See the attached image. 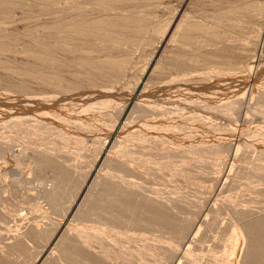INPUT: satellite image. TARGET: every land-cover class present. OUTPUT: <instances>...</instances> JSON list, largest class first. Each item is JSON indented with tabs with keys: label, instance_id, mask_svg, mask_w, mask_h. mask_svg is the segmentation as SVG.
<instances>
[{
	"label": "rangeland",
	"instance_id": "374dc122",
	"mask_svg": "<svg viewBox=\"0 0 264 264\" xmlns=\"http://www.w3.org/2000/svg\"><path fill=\"white\" fill-rule=\"evenodd\" d=\"M97 1L0 0V264H264V0Z\"/></svg>",
	"mask_w": 264,
	"mask_h": 264
},
{
	"label": "bare ground",
	"instance_id": "6f19581e",
	"mask_svg": "<svg viewBox=\"0 0 264 264\" xmlns=\"http://www.w3.org/2000/svg\"><path fill=\"white\" fill-rule=\"evenodd\" d=\"M88 1H90V0H88ZM101 1H103V0H101ZM101 1H97V3L100 2V3H98V4L100 5V4H101ZM105 1H107V0H105ZM105 1H104V2H105ZM118 1H119V0H118ZM104 2H103V4H104ZM109 2H110V1H109ZM110 3H111V2H110ZM254 3H255V2H254ZM92 4H93V3H92ZM103 4H102L101 6H103ZM105 4H106V3H105ZM253 5H254V4H253ZM258 5H259V4H258ZM260 5H261V4H260ZM101 6H100V7H101ZM104 6H105V5H104ZM255 6H256V5H255ZM97 7H98V5H97ZM105 7H107V6H105ZM81 8H82V7H81ZM108 8H109V7H108ZM254 8H255V7H254ZM86 9H87V8H86ZM100 9H101V8H100ZM260 9H261V8H260ZM257 10H258V9H257ZM92 12H93V11H92ZM260 12H262V11H260ZM81 13H82V12H81ZM100 14H101V13H100ZM100 14H99V15H100ZM102 15H103V14H102ZM257 15H258V14H257ZM260 15H261V14H260ZM86 18H87V17H86ZM101 20H102V19H101ZM101 20L99 21V23L101 22ZM96 21H97V20H96ZM96 21L93 22L95 27L93 26V23H92V26L95 28L96 31H98V29L100 30L99 26H101V27L104 29V28L107 26V24H109V25L112 24L109 20L107 21L108 23L106 22V20H105V21L103 20V21H104V25H103L102 22H101L100 25H99V24H97L98 22H96ZM111 21H112V20H111ZM76 22H77V21H76ZM87 22H88V21H87ZM105 22H106V25H105ZM79 23H80V22H79ZM83 23H84V24H82V22H81L80 24H82V25L84 26V28H83V26H81V25H80V26L73 25V27L76 26V27H74V28H75V34H76V32H77V33L79 32V33L81 34V32L86 28V26H85L86 23H85V22H83ZM95 23H96L97 25H95ZM101 24H102L104 27H103ZM114 25H115V24H114ZM68 26H70V25H68ZM88 26H89V25H88ZM88 26H87V28H88ZM90 26H91V25H90ZM90 26H89V27H90ZM93 27H92V31L94 30ZM58 28H59V27H58ZM71 28H72V26H71ZM74 28H73V29H74ZM87 28H86V29H87ZM97 28H98V29H97ZM68 29H69V28H68ZM73 29H71V31H72ZM88 29H89V28H88ZM88 29H87V30H88ZM95 30H94V31H95ZM161 30L163 31V29H161ZM161 30H160V32H162ZM51 31H52V30H51ZM90 31H91V30H90ZM94 31H93V32H94ZM64 32H66V31H64ZM69 32H70V31H68V35H69V36H68L67 39H69V40H71V39H75V40H76V43H77L78 40H80V39L77 40L76 37H80V35H79V34H77V35H73L74 33H72V35H71ZM216 32H217V31H216ZM83 33H86V32L83 31ZM95 33H97V32H95ZM102 33H103V32H102ZM163 33H164V32H163ZM88 34H89V33H88ZM98 34H99V33H98ZM66 35H67V34H66ZM70 35H71V39H70ZM81 35H82V34H81ZM83 35H84V34H83ZM92 35H93V34H92ZM99 35H100V34H99ZM47 36H48V35H47ZM63 36H65V34H64ZM63 36H59V37H62L61 40H63ZM74 36H75V38H72V37H74ZM85 36H87V34H86ZM89 36H90V34H89ZM105 36H106V35H105ZM209 36H210V35H209ZM55 37H56V36H55ZM94 37H95V36H94ZM65 38H66V36H65ZM65 38H64V41L67 40V39H65ZM85 38L87 39V37H84V40H85ZM88 38H89V37H88ZM98 38H99V37H98ZM114 38H115V37H114ZM118 38H119V37H118ZM69 40H68V41H69ZM75 40H73V41L75 42ZM95 40H96V39H95ZM86 41H87V40H86ZM111 41H112V40H111ZM90 42H91V41H90ZM68 43H69V42H68ZM76 43H75V45H77ZM79 43H80V42H78V44H79ZM111 44H112V42H111ZM85 45H86V44H85ZM111 46H112V45H111ZM77 47H79V46H77ZM80 47H81V46H80ZM80 52H81V51H80ZM84 52H85V51H84ZM86 53H87V52H86ZM111 53H112V52H111ZM106 54H107V53H106ZM84 55H85V54H84ZM109 55H110V54H109ZM85 57H86V56H85ZM83 59H84V58H83ZM111 61L114 62L115 60H114V61L111 60ZM111 61H110V62H111ZM117 61L120 62V60H116L115 62H117ZM96 62H97V61H96ZM112 62H111V64L113 65ZM119 62H118L117 64H119ZM121 62H123V61H121ZM94 63H95V62H94ZM126 63H127V62H126ZM80 64H81V63H80ZM90 64H91V63H90ZM117 64L115 63L116 68L119 67V65L117 66ZM122 64H123V65H122ZM115 65H113V68L115 67ZM121 65L124 67L125 64H124V63H120V66H121ZM107 66H108V65H107ZM100 68H101V67H100ZM108 68H109V66H108ZM120 68H122V67H119V69H120ZM111 69H112V68H111ZM120 71H121V69H120ZM114 72H115V71H114ZM102 75H103V74H102ZM49 79H50V78H49ZM109 80H110V79H109ZM100 94H102V93H100ZM89 97H90V96H89ZM93 97H94V96H93ZM54 98H56V97H54ZM80 98H81V97H80ZM87 98H88V97H87ZM77 100H78V99H77ZM79 101H80V100H79ZM97 101H98V100H97ZM73 102H74V101H73ZM83 102H84V101H83ZM89 103H90V102H89ZM83 106H84V105H83ZM172 107H173V106H172ZM84 108H85V107H84ZM261 110H263V109H261ZM260 112H261V111H260ZM38 117H39V116H38ZM36 119H37V118H36ZM80 119H83V120L87 121V120H86V116H85V117H84V116H81ZM60 121H61V120H60ZM161 121H162V120H161ZM176 121H177V120H176ZM35 122H36V121H35ZM68 123H69V122H68ZM68 123H67L66 125H68ZM150 123H151V122H150ZM83 124H84V123H83ZM207 124H208V123H207ZM59 125H60V124H59ZM73 125H74V124H73ZM210 125H211V124H210ZM45 126H46V125H45ZM173 126H174V125H173ZM37 127H38V126H37ZM37 127H36V128H37ZM66 127H67V126H66ZM75 127H76V126H75ZM75 127H74V128H75ZM87 127H88V126H87ZM140 127H141V126H140ZM146 127H147V126H146ZM148 127H149V126H148ZM153 127H154V126H153ZM210 127H211V126H210ZM207 128H208V127H207ZM139 129H140V128H139ZM142 129H144V128H142ZM26 130H27V129H26ZM148 130H149V129H148ZM134 131H135V130H134ZM84 132H85V131H84ZM132 132H133V131H132ZM138 132H139V131H138ZM138 132H137V133H138ZM153 132H154V131H153ZM130 133H131V132H130ZM134 133H135V132H134ZM139 133H140V132H139ZM140 134H141V133H140ZM142 134H143V133H142ZM155 134H156V133H155ZM261 134H262V133H261ZM262 135H263V134H262ZM137 137H138V136H137ZM140 137H141V136H140ZM142 137H144V136L142 135ZM142 137H141V138H142ZM126 138H127V137H126ZM136 139H138V138H136ZM126 140H127V139H126ZM263 140H264V139H263ZM139 142H140V141H139ZM262 165H263V164H262ZM257 167H258V166H257ZM260 169H261V168H260ZM263 169H264V168H263ZM109 189H110V188H109ZM113 199H114V198H113ZM111 201H112V200H108V201H106V202H107L108 204H111V203H110ZM115 201H116V200H115ZM143 208L145 209V207H143ZM153 209H154V208H153ZM151 210H152V209H151ZM151 210H149V211H150L149 213L152 212ZM143 211H144V210H143ZM146 213H148V211H146L145 214H146ZM153 213H155V212L153 211ZM112 214H113V213H112ZM157 215H158V214H157ZM150 217H151V216H150ZM152 217H153V215H152ZM159 217H161V216H159ZM141 218H142V217H141ZM140 220H141V219H140ZM143 220H144V219H143ZM157 220H158V218H157ZM135 221H136V220H135ZM166 221H167V220H166ZM146 222H147V221H146ZM172 224H173V223H172ZM255 233H256V232H255ZM257 233H258V232H257ZM155 236H156V235H155ZM232 240H233V239H232ZM262 243H263V242H262ZM67 249H68V250H67ZM67 249L65 248L66 253L63 251L65 254L62 253V255H63V257H64L63 259H64L65 264H83V263L81 262V260H80L82 257H84V256H83V255H84V253H83L84 251H83L82 249H80L79 247H78V248H77V247H74V246H68ZM80 250H82V251H80ZM70 251H71V254H72L73 256H72L70 253L68 254V252H70ZM140 259H141V257H140ZM96 260H98V259H96ZM96 260H94V259H90V263H93V262L96 261ZM131 261H132V260H131ZM131 261H130V263H132ZM84 262H85V260H84ZM54 263H55V262H54ZM54 263H51V264H54ZM85 263L88 264V262H85ZM97 263H99V261H97ZM258 263H259V262H258ZM49 264H50V263H49ZM55 264H56V263H55ZM94 264H95V263H94ZM142 264H143V263H142ZM147 264H148V263H147Z\"/></svg>",
	"mask_w": 264,
	"mask_h": 264
}]
</instances>
